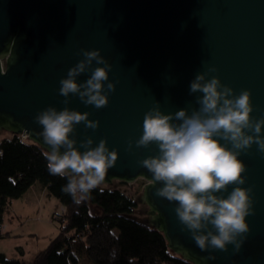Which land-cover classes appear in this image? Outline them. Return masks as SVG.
<instances>
[{
    "label": "water",
    "instance_id": "1",
    "mask_svg": "<svg viewBox=\"0 0 264 264\" xmlns=\"http://www.w3.org/2000/svg\"><path fill=\"white\" fill-rule=\"evenodd\" d=\"M94 47L113 65L109 78L115 90L100 108L72 96L68 106L89 111L99 125L93 130L80 122L70 135L77 142L87 135L94 142L104 137L117 149L104 182L146 179L136 197L147 206L144 221L193 264H264V153L255 142L240 156L254 211L246 216L249 231L235 252L232 244L201 250L182 230L175 202L156 193L159 182L152 183L139 163L156 154L157 145L134 143L144 112L155 102L164 112L197 107L200 93H189V81L209 65L217 68L209 76L218 75L237 93L250 90L251 115L264 114V0H0V132H24L46 150L38 135L42 126L33 117L49 104L64 106L60 77L81 58L78 49ZM87 75L90 71L77 79Z\"/></svg>",
    "mask_w": 264,
    "mask_h": 264
},
{
    "label": "clouds",
    "instance_id": "2",
    "mask_svg": "<svg viewBox=\"0 0 264 264\" xmlns=\"http://www.w3.org/2000/svg\"><path fill=\"white\" fill-rule=\"evenodd\" d=\"M81 56L59 79L58 92L63 107L53 104L38 110L33 119L42 127L38 135L47 146L43 152L47 170L67 179L62 191L71 195L75 204L90 198L100 186L108 169L114 166L118 151L109 147L106 138L94 142L91 135L77 142L75 126L95 130L98 119L89 118L87 110L69 107L72 96L85 105L105 106L115 90L116 81L109 78L113 65L100 48H80ZM95 61V66L92 67ZM90 71L83 80L77 77ZM215 65L197 72L189 81V93L196 95L197 107L164 112L155 102L143 115L142 132L135 139L137 146L155 143L158 151L139 160L151 173V182L159 185L156 193L174 201V211L182 230H187L201 250L241 247L249 224L246 216L254 211L252 188L243 186L245 162L240 158L255 142L264 153V114L251 115L250 90L234 88L221 81ZM133 140L127 141V150ZM233 185L228 190L229 185ZM224 192H227L225 195ZM212 252H209L211 256ZM110 255L114 259L116 251Z\"/></svg>",
    "mask_w": 264,
    "mask_h": 264
},
{
    "label": "trees",
    "instance_id": "3",
    "mask_svg": "<svg viewBox=\"0 0 264 264\" xmlns=\"http://www.w3.org/2000/svg\"><path fill=\"white\" fill-rule=\"evenodd\" d=\"M44 151L17 134L0 139V224L11 200L35 182L64 207L57 234L32 262L1 253L0 264H193L168 247L162 231L133 216L138 202L119 188L98 186L75 204L61 190L67 179L48 172Z\"/></svg>",
    "mask_w": 264,
    "mask_h": 264
},
{
    "label": "rangeland",
    "instance_id": "4",
    "mask_svg": "<svg viewBox=\"0 0 264 264\" xmlns=\"http://www.w3.org/2000/svg\"><path fill=\"white\" fill-rule=\"evenodd\" d=\"M10 135V132L2 130L0 139ZM146 183V179L138 177L127 184H120L115 179L111 184L103 182L99 187L119 188L137 200V195ZM42 187L41 183L36 182L34 187L13 198L5 209L0 224V254L22 257L32 262L35 254L45 248L57 234L59 217L64 207L55 196L48 194L46 189L42 190ZM146 209L145 204L138 202L133 216L144 221ZM80 264L93 263L81 260Z\"/></svg>",
    "mask_w": 264,
    "mask_h": 264
},
{
    "label": "built area",
    "instance_id": "5",
    "mask_svg": "<svg viewBox=\"0 0 264 264\" xmlns=\"http://www.w3.org/2000/svg\"><path fill=\"white\" fill-rule=\"evenodd\" d=\"M13 134V133H11ZM19 136V138L22 140V141H26L27 139H29L28 137H26L25 133L22 132V133H19L17 134Z\"/></svg>",
    "mask_w": 264,
    "mask_h": 264
},
{
    "label": "crops",
    "instance_id": "6",
    "mask_svg": "<svg viewBox=\"0 0 264 264\" xmlns=\"http://www.w3.org/2000/svg\"><path fill=\"white\" fill-rule=\"evenodd\" d=\"M35 184H36V182L31 187H34ZM42 190H45V187H42Z\"/></svg>",
    "mask_w": 264,
    "mask_h": 264
}]
</instances>
